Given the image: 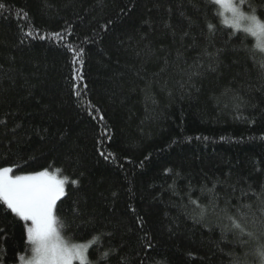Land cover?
Here are the masks:
<instances>
[{
    "label": "trees",
    "instance_id": "trees-1",
    "mask_svg": "<svg viewBox=\"0 0 264 264\" xmlns=\"http://www.w3.org/2000/svg\"><path fill=\"white\" fill-rule=\"evenodd\" d=\"M0 3V168L65 181L57 228L94 240L88 264H264L242 220L264 209L250 34L213 0ZM243 7L264 19V0ZM28 225L0 201V264L29 252Z\"/></svg>",
    "mask_w": 264,
    "mask_h": 264
},
{
    "label": "snow or ice",
    "instance_id": "snow-or-ice-1",
    "mask_svg": "<svg viewBox=\"0 0 264 264\" xmlns=\"http://www.w3.org/2000/svg\"><path fill=\"white\" fill-rule=\"evenodd\" d=\"M213 2L225 6L228 11L238 16L240 21L245 22L246 26L243 28L245 32L257 36L258 41L264 39V25L257 22L255 15L244 14L235 4H231V0H213ZM228 5L231 7L228 8ZM4 7L5 5L0 3V9ZM110 23H112L111 19L108 21V24ZM107 27V24L104 25L105 30ZM54 35L59 36L60 33ZM27 36L32 37L33 33L29 31ZM257 46L264 47V43H258ZM75 64L74 60L73 66ZM77 78H83L78 71L74 72L72 76L73 89L78 87L75 83ZM243 103L246 102L237 97L234 107L239 110ZM100 155L108 159V156H105L102 151ZM12 172L11 167L0 168V201H3L7 205V209L11 213H15L20 220L30 222L27 233L32 245V257L27 264H74L77 259L82 260L84 248L65 242L57 228V203L65 194V181L49 175L47 171H37L30 175H11ZM244 207L251 208L250 205H244ZM204 217L205 212L202 210L200 218L204 219ZM227 218L231 221L232 227L239 230L241 235L253 236V232L245 233L241 223H237L232 217ZM242 220L245 223L250 222L260 235H264V209H261L259 219L244 216ZM253 254H258L264 259V244H260Z\"/></svg>",
    "mask_w": 264,
    "mask_h": 264
},
{
    "label": "rangeland",
    "instance_id": "rangeland-1",
    "mask_svg": "<svg viewBox=\"0 0 264 264\" xmlns=\"http://www.w3.org/2000/svg\"><path fill=\"white\" fill-rule=\"evenodd\" d=\"M231 4H235L240 9V11L243 12L244 14L249 13L243 7V0H231ZM230 7H231V5H228V8H230ZM221 9H222V13H223V15H224V17L226 19L225 21L227 23H230L231 25L235 26V28L236 27L244 28L246 26L245 22L240 21L238 16H236L233 13H231L230 11H228L225 6H221ZM246 15H248V14H246ZM251 15H253V14L251 13ZM251 15H248V16H251ZM259 43H261V41H259ZM48 173H49V175L55 176L57 179L62 180L56 174L50 173V172H48ZM28 226H30V222H29ZM60 235H61V233H60ZM61 237L63 238V240L65 242H67L70 245H76V246H80V247L84 248V258L82 260L81 259H77L76 261H74V264H88L89 263L88 252H89V248L93 244L94 240H90V241L83 242V243H74L73 241H70L69 239H66L62 235H61ZM31 257H32V245L30 247L29 252L27 254H25L17 264H27L28 260L31 259Z\"/></svg>",
    "mask_w": 264,
    "mask_h": 264
},
{
    "label": "clouds",
    "instance_id": "clouds-1",
    "mask_svg": "<svg viewBox=\"0 0 264 264\" xmlns=\"http://www.w3.org/2000/svg\"><path fill=\"white\" fill-rule=\"evenodd\" d=\"M246 14L251 15V13H246ZM255 17H256L257 22H258L260 25H264V19L260 18L258 15H255ZM250 36H251V37L253 38V40H254V46H257V45L255 44V41L258 39L257 36H255V35H251V34H250ZM261 43H264V39H261ZM260 51H264V47H260Z\"/></svg>",
    "mask_w": 264,
    "mask_h": 264
}]
</instances>
